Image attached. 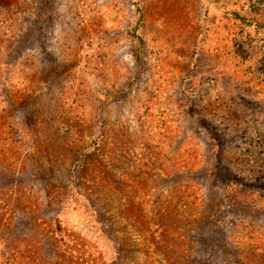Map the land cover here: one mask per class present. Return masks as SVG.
I'll use <instances>...</instances> for the list:
<instances>
[{"label":"rangeland","instance_id":"374dc122","mask_svg":"<svg viewBox=\"0 0 264 264\" xmlns=\"http://www.w3.org/2000/svg\"><path fill=\"white\" fill-rule=\"evenodd\" d=\"M0 264H264V0H0Z\"/></svg>","mask_w":264,"mask_h":264}]
</instances>
